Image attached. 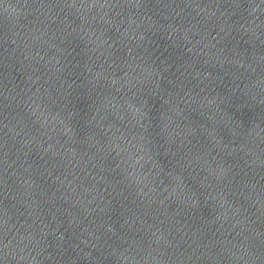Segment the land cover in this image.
<instances>
[{"label": "water", "instance_id": "water-1", "mask_svg": "<svg viewBox=\"0 0 264 264\" xmlns=\"http://www.w3.org/2000/svg\"><path fill=\"white\" fill-rule=\"evenodd\" d=\"M0 264H264V0H0Z\"/></svg>", "mask_w": 264, "mask_h": 264}]
</instances>
